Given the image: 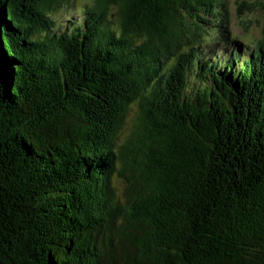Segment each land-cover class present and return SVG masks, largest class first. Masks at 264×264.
Returning a JSON list of instances; mask_svg holds the SVG:
<instances>
[{
	"label": "trees",
	"instance_id": "trees-1",
	"mask_svg": "<svg viewBox=\"0 0 264 264\" xmlns=\"http://www.w3.org/2000/svg\"><path fill=\"white\" fill-rule=\"evenodd\" d=\"M78 1L0 0V264H264V28L217 63L220 0Z\"/></svg>",
	"mask_w": 264,
	"mask_h": 264
},
{
	"label": "rangeland",
	"instance_id": "rangeland-1",
	"mask_svg": "<svg viewBox=\"0 0 264 264\" xmlns=\"http://www.w3.org/2000/svg\"><path fill=\"white\" fill-rule=\"evenodd\" d=\"M86 1L88 0H79L78 5H80L81 3H85ZM249 3L251 5H248ZM219 5H225V9H223L224 17L222 16L221 20L222 22H224L222 26L225 27L226 31H221L216 34H210V38H213L210 39L212 41H210L208 37L201 40V42L213 43V47H211L207 51L211 52L213 51V49H215L214 55L211 54V56L214 57L217 63L224 61V56L228 55V51L233 47H235L240 52L246 50L247 44H249L252 49H256L259 45V40L262 38L264 28V0H220ZM189 21L192 20L190 19ZM227 32L229 34V39L227 41H224L226 39L225 37L228 36ZM218 36H220V40L217 39ZM197 42L198 41H194L190 46H183L182 48L185 49V52H188V49H191L190 47L192 45L197 46ZM215 42L220 43L218 45H215ZM231 42L232 44L230 45ZM203 49H205V46H203ZM195 50L203 55V52L199 48H196ZM252 54H250V56ZM199 57L201 58L202 62H207L206 58L210 60V55L208 56L207 52L206 57ZM242 57L244 58V56ZM234 63L235 65L240 66L242 61L238 58L234 61ZM220 67L222 69L228 68L226 64L221 65ZM140 113V105L138 103L131 104L129 106V111L127 112V114L126 112H124V116L122 119L123 126L119 133L121 142L125 141L128 137L131 136V133L134 130L137 121L139 120Z\"/></svg>",
	"mask_w": 264,
	"mask_h": 264
},
{
	"label": "bare ground",
	"instance_id": "bare-ground-1",
	"mask_svg": "<svg viewBox=\"0 0 264 264\" xmlns=\"http://www.w3.org/2000/svg\"><path fill=\"white\" fill-rule=\"evenodd\" d=\"M193 8V7H192ZM214 15V14H213ZM42 51V50H41ZM124 145V144H123ZM121 147V146H120ZM122 148H123V146H122ZM120 151V150H119ZM123 151V150H122ZM128 152V151H127ZM63 153V152H62ZM64 175V174H63ZM101 177V176H100ZM108 177V176H107ZM105 246V245H104ZM71 250V249H70ZM101 258V257H100ZM58 261V260H57Z\"/></svg>",
	"mask_w": 264,
	"mask_h": 264
}]
</instances>
